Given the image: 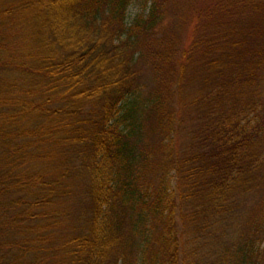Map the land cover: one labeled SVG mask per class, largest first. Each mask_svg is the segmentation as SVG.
Segmentation results:
<instances>
[{"label":"trees","instance_id":"16d2710c","mask_svg":"<svg viewBox=\"0 0 264 264\" xmlns=\"http://www.w3.org/2000/svg\"><path fill=\"white\" fill-rule=\"evenodd\" d=\"M132 1L0 0V264H264V0Z\"/></svg>","mask_w":264,"mask_h":264},{"label":"rangeland","instance_id":"374dc122","mask_svg":"<svg viewBox=\"0 0 264 264\" xmlns=\"http://www.w3.org/2000/svg\"><path fill=\"white\" fill-rule=\"evenodd\" d=\"M141 3L139 0H133L128 8L127 19L130 20L140 9ZM260 242H256L255 245H258ZM261 245V244H260Z\"/></svg>","mask_w":264,"mask_h":264}]
</instances>
